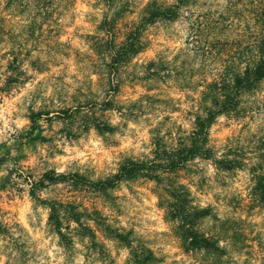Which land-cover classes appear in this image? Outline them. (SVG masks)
Here are the masks:
<instances>
[{
  "label": "clouds",
  "instance_id": "1",
  "mask_svg": "<svg viewBox=\"0 0 264 264\" xmlns=\"http://www.w3.org/2000/svg\"><path fill=\"white\" fill-rule=\"evenodd\" d=\"M0 264H264V0H0Z\"/></svg>",
  "mask_w": 264,
  "mask_h": 264
}]
</instances>
